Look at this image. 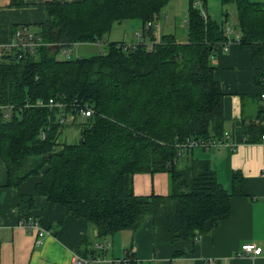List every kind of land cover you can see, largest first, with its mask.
Instances as JSON below:
<instances>
[{"label":"trees","instance_id":"trees-1","mask_svg":"<svg viewBox=\"0 0 264 264\" xmlns=\"http://www.w3.org/2000/svg\"><path fill=\"white\" fill-rule=\"evenodd\" d=\"M207 1L189 0L185 37L173 32L157 39L154 26L171 0H44L47 18L32 31L42 40L33 53L0 48V157L7 183L20 190L27 178L36 179L32 193L17 197L22 221L33 217L41 195L84 217L96 241L135 232L150 216L156 243L174 244L207 234L230 215L231 196L243 193L240 173L232 174L228 192L207 157L181 148L191 140H226L223 89L212 53L228 42L235 26L242 46L263 52L264 0H221L236 4L235 26L201 13ZM131 18L141 20L144 43L103 42L112 25ZM102 42L104 48L90 55L59 56L64 47ZM50 97L67 102L65 110L74 114L80 105L92 108L91 116L78 114L68 123L80 130L77 142L59 141L67 124L60 122L61 109L35 104ZM8 104L11 115L3 118ZM241 134H249V126ZM164 171L168 193H134L136 172ZM85 244L78 253L94 257L98 247ZM130 250H124L126 263L117 264H138Z\"/></svg>","mask_w":264,"mask_h":264},{"label":"crops","instance_id":"crops-1","mask_svg":"<svg viewBox=\"0 0 264 264\" xmlns=\"http://www.w3.org/2000/svg\"><path fill=\"white\" fill-rule=\"evenodd\" d=\"M227 7L222 19L216 18L218 22L228 24L231 16ZM47 12L44 0H24L18 5L0 0V48L13 40L14 29L26 27L33 31L46 20ZM238 34L235 26L232 36L226 40L228 49L217 46L211 58L215 79L223 89L226 133L223 138L226 140L218 146L192 149L196 158L210 160L218 181L228 192L233 188L232 174L240 173L243 193L231 196L229 216L222 218L207 234L174 244L156 243L150 216L135 232L120 231L111 238L96 241L95 228L84 217L66 213L64 206L47 202L40 195L35 199L37 208L31 214L47 233L36 243L38 232L22 226L17 202L20 191L33 192L36 179L27 178L20 190L8 185L7 165L0 157V264H75L76 257L81 256L78 251H83L88 241H93L96 248L98 243L103 244L102 253L98 247L94 255L105 259V262L89 264H109L113 259L122 258L126 247L135 253L138 264H264V139L259 137L261 125L264 127V115L260 112L264 106V53L246 44L242 46ZM253 125L258 127L257 131ZM247 126L248 136L241 134ZM246 137L257 140L250 142ZM168 176L167 171L136 172L134 193L165 195L170 190ZM251 241L261 247L262 253L238 255L241 245Z\"/></svg>","mask_w":264,"mask_h":264},{"label":"built area","instance_id":"built-area-1","mask_svg":"<svg viewBox=\"0 0 264 264\" xmlns=\"http://www.w3.org/2000/svg\"><path fill=\"white\" fill-rule=\"evenodd\" d=\"M150 23H148L149 25ZM227 31L231 32L230 27L227 28ZM139 33V34H138ZM137 34V40H132L129 43H124L126 46L131 47L134 46L136 47V45L144 43V41L142 40V32H138ZM41 38L39 36H37L36 34H34L32 31H30L28 28L26 27H19V29H16L13 32V40L11 42L6 43L2 48L4 49H18V50H23V51H31L33 53L34 50V46L37 44H41ZM148 43L149 47H151L153 44L149 43L148 41L146 42ZM229 42L227 43H222L221 45L223 46L224 50L228 49V47L226 45H228ZM220 45V46H221ZM74 47V46H73ZM63 53H65L66 56L72 54L71 53V48H63ZM264 53V50H263ZM20 55H22V53H20ZM20 57V56H19ZM35 104L39 105V106H44V107H48V108H58L61 109L62 113L60 114V122H62L63 124L65 123H71L75 118L76 115L80 114L81 116L84 117H88L91 116L92 114V108L88 105H80V107L77 109H74L76 111V113H71L68 112L66 109L67 102H62L59 100L54 99L53 97H50L48 100H44L41 98H37L35 101ZM2 108H4V112L2 114L3 118H9V116L11 115V111H12V106L10 104L8 105H3ZM226 133H224L225 136ZM41 137L44 138L45 134L42 133ZM261 137L262 139H264V133H261ZM223 144L224 141L222 139H205L204 141H194L191 140L190 142H187V144L182 145L183 148H181L182 150H187V151H191V149L193 148H210L213 146H218L219 144ZM22 226H24L25 228H29V229H35L38 232V237L36 239V243L40 242L41 236H44L47 233V230L43 228L42 225L39 224V221H37L36 219L28 218L26 221H22ZM110 244V243H109ZM97 246L101 249L104 248L103 244L98 243ZM132 252V249L130 250ZM254 255H258L262 253V249L260 246H257L255 244H253V242H248L245 244H242L240 247V250L238 251V255L240 256H250L251 254ZM123 257L116 259V260H112L111 262H109V264H117L119 262L124 261L123 263H126V260H128L127 257V252H123ZM93 261H100V262H105V259L101 256V255H97L94 257H82V256H78L75 259V264H89Z\"/></svg>","mask_w":264,"mask_h":264},{"label":"rangeland","instance_id":"rangeland-1","mask_svg":"<svg viewBox=\"0 0 264 264\" xmlns=\"http://www.w3.org/2000/svg\"><path fill=\"white\" fill-rule=\"evenodd\" d=\"M229 5V6H228ZM228 6V7H227ZM235 3L229 2L226 5L222 4L221 0H208L207 1V11L212 15L214 18H218V20L222 19V12L226 10L230 14V20L228 25H233L236 22L237 12L235 11ZM187 7H188V0H172L168 6L163 9L161 13V17L159 21L155 24L154 29L157 33V39L162 36V34L173 33L175 32L178 37L186 36L188 32L187 28ZM141 20L139 19H128L123 22H117L112 25L111 33L106 34L105 38H103V42L114 41V42H125L129 43L131 40H137L138 32H140ZM138 33V34H137ZM147 41L150 43V40L147 38ZM101 43L99 47L91 46L90 50H86L85 46H75L71 47L70 56H83V55H90V53H95L99 51V49L104 48V43ZM91 45V44H90ZM61 58L66 57L65 53L59 55ZM85 118H78L79 121ZM63 132L60 134L59 141H68V143L77 142L79 137H81L80 130L77 128V124H65L64 128L62 129ZM109 243V242H108Z\"/></svg>","mask_w":264,"mask_h":264},{"label":"water","instance_id":"water-1","mask_svg":"<svg viewBox=\"0 0 264 264\" xmlns=\"http://www.w3.org/2000/svg\"><path fill=\"white\" fill-rule=\"evenodd\" d=\"M205 11H206L205 9H204V10L202 9L201 13H202V12L204 13Z\"/></svg>","mask_w":264,"mask_h":264}]
</instances>
